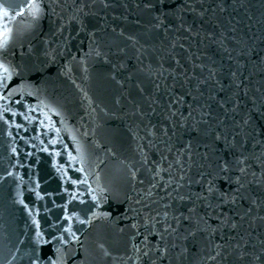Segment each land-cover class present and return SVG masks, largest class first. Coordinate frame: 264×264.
<instances>
[{"label": "snow or ice", "instance_id": "1", "mask_svg": "<svg viewBox=\"0 0 264 264\" xmlns=\"http://www.w3.org/2000/svg\"><path fill=\"white\" fill-rule=\"evenodd\" d=\"M27 7L31 10V15L34 19H38L41 14V6L39 3H37V0H30V3L27 5ZM22 14V13H20ZM0 16L7 17L8 11L6 10L4 5H0ZM11 30L7 27L0 28V49L6 48L8 41L10 39ZM13 79V70L5 65L4 63H0V100L7 99V96L4 95L3 90L9 89V84ZM21 87H23L21 85ZM16 91V88H11L8 91V96H11ZM222 171L227 172V162H225V165L222 166ZM243 171V170H242ZM75 183V182H74ZM211 184V181L209 182ZM214 189L212 187L209 188V191H213ZM96 197L93 196V201L96 202ZM83 202V201H81ZM65 219H69L68 216H65ZM80 223H85L84 220H80ZM90 223V221H88ZM135 227V225H134ZM65 233L68 234L69 239H66L64 235L55 236L53 237L54 241H59V244H57L53 249V255L48 257V264H68L69 260L73 259V255L71 252V249L69 248V245L73 242H76L78 238L76 237V234L72 231L71 227L65 228L63 230ZM37 236L41 239L37 241L38 245L41 243H51L50 241H43L41 233L37 232ZM40 257L37 256L36 260L34 261V264H39Z\"/></svg>", "mask_w": 264, "mask_h": 264}, {"label": "water", "instance_id": "2", "mask_svg": "<svg viewBox=\"0 0 264 264\" xmlns=\"http://www.w3.org/2000/svg\"><path fill=\"white\" fill-rule=\"evenodd\" d=\"M264 46V0H249Z\"/></svg>", "mask_w": 264, "mask_h": 264}]
</instances>
